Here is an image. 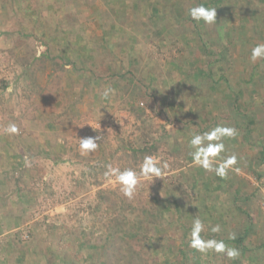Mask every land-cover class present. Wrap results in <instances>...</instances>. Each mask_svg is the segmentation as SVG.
I'll use <instances>...</instances> for the list:
<instances>
[{"label": "rangeland", "instance_id": "rangeland-1", "mask_svg": "<svg viewBox=\"0 0 264 264\" xmlns=\"http://www.w3.org/2000/svg\"><path fill=\"white\" fill-rule=\"evenodd\" d=\"M259 43L264 0H0V264H264ZM217 126L235 133L205 169L189 141ZM150 145L160 178L131 152ZM193 216L238 255L190 247Z\"/></svg>", "mask_w": 264, "mask_h": 264}, {"label": "clouds", "instance_id": "clouds-1", "mask_svg": "<svg viewBox=\"0 0 264 264\" xmlns=\"http://www.w3.org/2000/svg\"><path fill=\"white\" fill-rule=\"evenodd\" d=\"M187 15L192 20L197 22L203 21L205 24H213L216 22V8H205L203 5H197L190 7L187 10ZM250 60L252 62L264 60V43L256 44L251 49ZM111 92L112 89L106 88L102 93V97L108 98ZM5 131L9 134H16L19 130L13 123L9 124ZM234 133V129L217 126L207 132L194 134L189 141L193 162L205 169L212 168L214 158L224 151V144L222 142L223 138L225 136L234 135ZM79 147L83 153L87 154L93 152L98 147V143L95 138H82L80 139ZM228 160L234 164L236 162V157H228ZM212 170H214L217 175H225V169L223 167L217 166ZM115 174L117 180L122 186L121 190L126 196L131 197L136 183L137 174L131 169H126L124 171L115 170ZM141 174L144 176H150L153 179L156 177L160 178L162 175V168L157 165L152 157L146 156L141 165ZM204 227L205 225L200 217L193 216L190 247H193L200 252L213 250L218 253H226L230 259H233L238 255L236 249L228 248L222 241H205L200 238L199 234L204 230ZM211 231L219 232L220 226H213Z\"/></svg>", "mask_w": 264, "mask_h": 264}, {"label": "trees", "instance_id": "trees-1", "mask_svg": "<svg viewBox=\"0 0 264 264\" xmlns=\"http://www.w3.org/2000/svg\"><path fill=\"white\" fill-rule=\"evenodd\" d=\"M207 71H208V69H207ZM250 80L253 81L252 78ZM3 88H6V85ZM240 95H241V92L235 94V98L237 99V102H238V100L240 98ZM261 104L264 106V103L263 102H261ZM152 149H154V146L150 145V146H147V147H143L141 150H132L131 149V152H132V154L134 156H136L138 154H144L146 156H151L152 155ZM146 156H142L141 157V160H143ZM231 198L233 199V201H235L237 199L236 196L231 197ZM241 212H242V215L245 216V219L246 220L243 219V226L241 227V231L242 232H240L238 234L237 238L233 239V241L235 242V244H237V247H240L242 240L248 234L249 227L252 224V217H251V215L248 212H245L244 210H241ZM135 236H136V234H135Z\"/></svg>", "mask_w": 264, "mask_h": 264}, {"label": "crops", "instance_id": "crops-1", "mask_svg": "<svg viewBox=\"0 0 264 264\" xmlns=\"http://www.w3.org/2000/svg\"><path fill=\"white\" fill-rule=\"evenodd\" d=\"M1 195V194H0Z\"/></svg>", "mask_w": 264, "mask_h": 264}]
</instances>
